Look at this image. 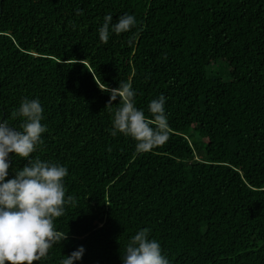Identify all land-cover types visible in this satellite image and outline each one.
Masks as SVG:
<instances>
[{
	"label": "trees",
	"instance_id": "trees-1",
	"mask_svg": "<svg viewBox=\"0 0 264 264\" xmlns=\"http://www.w3.org/2000/svg\"><path fill=\"white\" fill-rule=\"evenodd\" d=\"M106 14L137 24L104 43ZM120 83L148 119L166 97L164 145L111 135ZM25 98L48 129L31 158L66 166L76 198L34 264L80 246L74 264H123L141 229L170 264H264V0H0V123L19 129ZM9 164L6 180L27 160Z\"/></svg>",
	"mask_w": 264,
	"mask_h": 264
},
{
	"label": "clouds",
	"instance_id": "clouds-1",
	"mask_svg": "<svg viewBox=\"0 0 264 264\" xmlns=\"http://www.w3.org/2000/svg\"><path fill=\"white\" fill-rule=\"evenodd\" d=\"M137 24L136 17L124 14L113 23V16L106 14L99 28V39L107 43L110 35L130 31ZM136 92L129 83H120L110 92V101L122 99L116 108L111 135L122 133L136 141V152L147 153L169 140V123L165 113L166 97L161 94L153 99L148 119L142 109L136 107ZM108 105V106H109ZM43 107L39 99L22 100L15 115L22 118L19 129L0 123V264H34L45 258L49 250L66 239L57 231L55 218L65 214L66 206L76 198L66 196L64 178L68 168L58 163L32 159L31 154L43 143L42 135L47 126L42 124ZM27 160V165L9 175V154ZM148 229L133 235L125 247L123 264H170L160 243L149 237ZM85 249L80 246L60 264L80 261Z\"/></svg>",
	"mask_w": 264,
	"mask_h": 264
},
{
	"label": "rangeland",
	"instance_id": "rangeland-1",
	"mask_svg": "<svg viewBox=\"0 0 264 264\" xmlns=\"http://www.w3.org/2000/svg\"><path fill=\"white\" fill-rule=\"evenodd\" d=\"M216 73H219L223 78H225L226 75V66L225 64H219L217 68H215Z\"/></svg>",
	"mask_w": 264,
	"mask_h": 264
}]
</instances>
